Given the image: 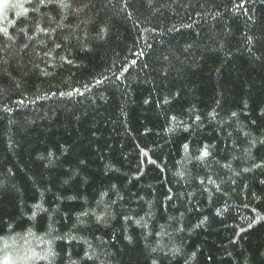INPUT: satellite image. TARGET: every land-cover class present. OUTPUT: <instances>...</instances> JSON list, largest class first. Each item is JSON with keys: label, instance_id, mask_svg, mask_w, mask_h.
<instances>
[{"label": "trees", "instance_id": "obj_1", "mask_svg": "<svg viewBox=\"0 0 264 264\" xmlns=\"http://www.w3.org/2000/svg\"><path fill=\"white\" fill-rule=\"evenodd\" d=\"M0 264H264V0L0 4Z\"/></svg>", "mask_w": 264, "mask_h": 264}, {"label": "snow or ice", "instance_id": "obj_2", "mask_svg": "<svg viewBox=\"0 0 264 264\" xmlns=\"http://www.w3.org/2000/svg\"><path fill=\"white\" fill-rule=\"evenodd\" d=\"M3 3H5V0H0V4H3ZM5 6H7V5L5 4ZM203 155L204 156H207L208 155L207 150L204 151ZM251 226L252 225H249V227H251Z\"/></svg>", "mask_w": 264, "mask_h": 264}]
</instances>
